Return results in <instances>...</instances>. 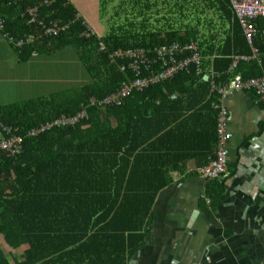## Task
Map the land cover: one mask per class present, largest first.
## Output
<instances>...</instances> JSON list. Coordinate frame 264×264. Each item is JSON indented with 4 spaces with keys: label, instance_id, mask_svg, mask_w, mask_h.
I'll return each mask as SVG.
<instances>
[{
    "label": "trees",
    "instance_id": "trees-1",
    "mask_svg": "<svg viewBox=\"0 0 264 264\" xmlns=\"http://www.w3.org/2000/svg\"><path fill=\"white\" fill-rule=\"evenodd\" d=\"M38 1L0 0L5 32L17 40L35 38L21 49L10 46L19 62L71 48L89 82L0 104V141L7 131L23 138L18 156L0 152V241L7 254L20 251L22 259L10 262L1 253L0 264H127L149 232L156 196L172 184L170 173L182 170L191 150L200 152V168L215 158L216 113L210 106L218 96L204 76L213 71L218 87L234 75L262 76L264 38L248 44L231 0H119L116 7L117 0H55L50 7ZM34 7L37 22L72 24L58 37H43L38 23H29L26 10ZM83 21L95 32L89 38L82 36ZM258 27L264 28L263 20ZM174 43L197 46L200 74L191 66L133 92L121 106L89 108L88 119L73 128L27 137L31 129L74 116L132 80L111 53L141 48L156 60L155 49ZM151 69L158 73L161 66L156 62ZM190 132L206 135L208 142L199 149L181 143ZM225 191L224 180L213 181L206 195L214 203Z\"/></svg>",
    "mask_w": 264,
    "mask_h": 264
},
{
    "label": "crops",
    "instance_id": "crops-1",
    "mask_svg": "<svg viewBox=\"0 0 264 264\" xmlns=\"http://www.w3.org/2000/svg\"><path fill=\"white\" fill-rule=\"evenodd\" d=\"M47 60L34 54L27 62H19L16 51L0 34V104L23 98V93L25 97L39 95L34 98L49 95L57 81H35L33 76L34 68L39 74L51 70L53 64ZM223 105L231 134L223 179L226 191L211 203L206 189L213 181L202 176L204 166H197L200 152L191 150L182 170L170 173L172 184L156 196L149 232L127 264H264V104L253 92H238L226 97ZM195 133L190 132L181 143L198 148L208 142L206 135ZM1 253L10 262L13 257L18 262L22 259L20 251L7 254L0 241Z\"/></svg>",
    "mask_w": 264,
    "mask_h": 264
},
{
    "label": "built area",
    "instance_id": "built-area-1",
    "mask_svg": "<svg viewBox=\"0 0 264 264\" xmlns=\"http://www.w3.org/2000/svg\"><path fill=\"white\" fill-rule=\"evenodd\" d=\"M36 1V0H31ZM39 5L50 7L55 3V0H39ZM231 9L236 17L243 35L249 45H252L254 39L260 35L264 38V28L258 27V21H264V0H231ZM37 7L29 8L26 13L30 16L29 23H38L42 28V36L46 38L58 37L63 32H66L72 22L64 23L60 20L50 21L47 25L42 22H37ZM81 17L76 15V19ZM82 25L85 31L82 36L89 38L94 35V30L84 22ZM0 31L2 38L7 43L17 49H21L24 45L33 43L34 37L32 35L26 36L20 40L14 39L10 34L5 32V21L0 18ZM99 50L105 51L103 43H99ZM156 60L149 59L148 52L141 48L117 50L110 54V59L113 61H120V70L122 72L129 71L134 75L132 80L122 83L120 88L114 94L104 98L101 101L92 99L87 105L82 107L77 114L71 117L61 116L52 122L43 124L37 128L31 129L27 137L33 138L38 135L48 132L54 128H73L84 120L88 119V109L93 106L99 108L118 107L121 106L124 100L135 91H143L148 87L158 84L162 81L174 77L182 71H186L191 66L196 67L197 74L201 73L202 57L194 43L180 45L177 43L163 46L160 49H155ZM254 55L256 51L253 50ZM246 59V58H242ZM158 62L161 66V71L155 73L151 69L153 63ZM235 68V64L233 66ZM211 92L218 96L217 102L211 103V109L216 113V151L215 158L201 169L202 176L207 181H222L225 177L228 164V144L231 139V134L227 129V110L223 105L226 97L238 92H253L258 97V100L264 104V74L255 79H243L240 75H234L229 84L218 87L215 85L217 76L211 73ZM8 137L0 141V152H8L15 157L21 154L23 138L12 135L7 131Z\"/></svg>",
    "mask_w": 264,
    "mask_h": 264
},
{
    "label": "rangeland",
    "instance_id": "rangeland-1",
    "mask_svg": "<svg viewBox=\"0 0 264 264\" xmlns=\"http://www.w3.org/2000/svg\"><path fill=\"white\" fill-rule=\"evenodd\" d=\"M118 3H119V0H117V2L114 3L112 6L116 7L118 5ZM109 12H111V11H109ZM4 41L7 43L6 40H4ZM64 49H66V50L61 51L59 53V55L55 54L52 56H47L48 59L53 64L51 70H49L47 68L46 70H43V74H39L38 69L34 68V72H36L33 75L35 78V81L42 80V79L45 80V79H50V78L54 81H57L56 83H52V86H56V87L54 89H49V93L62 91L63 89L68 88V87L74 88V87L82 86V85H85L89 82V77H88L84 67L79 62L75 52L71 48H64ZM71 52L73 53V55L71 54ZM50 61H48V62H50ZM39 77H40V79H39ZM35 91L37 92V90H35ZM42 94H44V90H43ZM22 96H24V97L16 99L14 101L3 100V101H1V103L7 104V103H11V102L22 101V100H26L29 98H34V97L39 96V95L28 94V96L25 97L26 93H23ZM44 96H46V95H44ZM16 97H17V95L14 98H16Z\"/></svg>",
    "mask_w": 264,
    "mask_h": 264
},
{
    "label": "water",
    "instance_id": "water-1",
    "mask_svg": "<svg viewBox=\"0 0 264 264\" xmlns=\"http://www.w3.org/2000/svg\"><path fill=\"white\" fill-rule=\"evenodd\" d=\"M206 79H208V78L206 77Z\"/></svg>",
    "mask_w": 264,
    "mask_h": 264
}]
</instances>
